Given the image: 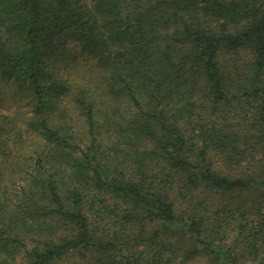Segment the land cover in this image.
Masks as SVG:
<instances>
[{
	"label": "trees",
	"instance_id": "1",
	"mask_svg": "<svg viewBox=\"0 0 264 264\" xmlns=\"http://www.w3.org/2000/svg\"><path fill=\"white\" fill-rule=\"evenodd\" d=\"M9 96L0 264H264V0H0Z\"/></svg>",
	"mask_w": 264,
	"mask_h": 264
},
{
	"label": "rangeland",
	"instance_id": "2",
	"mask_svg": "<svg viewBox=\"0 0 264 264\" xmlns=\"http://www.w3.org/2000/svg\"><path fill=\"white\" fill-rule=\"evenodd\" d=\"M68 46L72 47V49L76 50L77 49V43L74 41H67ZM17 108V102L14 97L9 96V99L6 103V106L4 108H0L1 112L4 113H12L14 110ZM189 264H209V261L207 258L204 257H198L194 259L193 261H190Z\"/></svg>",
	"mask_w": 264,
	"mask_h": 264
}]
</instances>
